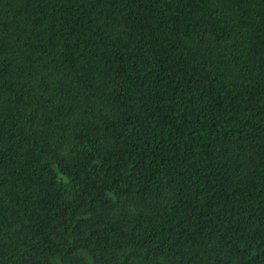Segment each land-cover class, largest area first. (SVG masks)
I'll use <instances>...</instances> for the list:
<instances>
[{
    "label": "trees",
    "instance_id": "1",
    "mask_svg": "<svg viewBox=\"0 0 264 264\" xmlns=\"http://www.w3.org/2000/svg\"><path fill=\"white\" fill-rule=\"evenodd\" d=\"M0 264H264V0H0Z\"/></svg>",
    "mask_w": 264,
    "mask_h": 264
}]
</instances>
